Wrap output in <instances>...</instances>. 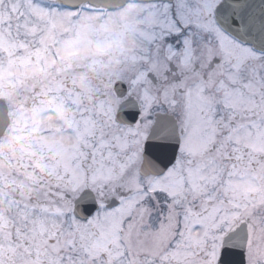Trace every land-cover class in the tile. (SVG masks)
Listing matches in <instances>:
<instances>
[{"label":"snow or ice","instance_id":"6c2138e0","mask_svg":"<svg viewBox=\"0 0 264 264\" xmlns=\"http://www.w3.org/2000/svg\"><path fill=\"white\" fill-rule=\"evenodd\" d=\"M0 264H264V0H0Z\"/></svg>","mask_w":264,"mask_h":264}]
</instances>
